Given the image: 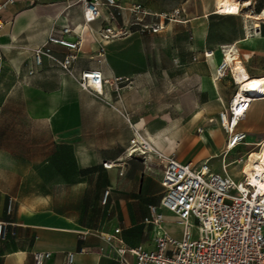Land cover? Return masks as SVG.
<instances>
[{
    "label": "crops",
    "instance_id": "0c3cea01",
    "mask_svg": "<svg viewBox=\"0 0 264 264\" xmlns=\"http://www.w3.org/2000/svg\"><path fill=\"white\" fill-rule=\"evenodd\" d=\"M75 1L16 0L4 11L7 25L0 29V69H15L20 76L23 71L25 82L22 87L27 114L31 121L39 120L47 127L57 147L68 149L75 172L72 177L66 175L63 181L79 188L77 195L80 198L79 203L74 204L61 202L47 193L36 200L21 202L6 190L0 189V222H7L9 231L6 239L0 238V264H34L33 253L36 251L53 252L45 264H63L67 251L77 252L73 264H118L108 255L115 254V251L105 237L116 228H121V235L129 245L142 244L147 249L155 247L157 230L147 224L145 218L149 215L150 205L159 206L163 196L164 187L160 182L163 168L160 173L152 171V165L157 159L148 160L141 155L130 157L127 149L137 131H159L153 119L148 118L147 122L144 118L139 120L141 115L160 113V106L155 103V100H160V87L157 85L159 76L154 67L151 75H146L145 70L130 65L129 50L133 46L129 47L126 37L105 43L95 39L92 29L96 31L103 25L104 18L91 23V32L89 28L87 39L84 40L86 30L82 29L83 9ZM130 1L121 2L129 5ZM108 11L103 8L104 16H107ZM122 12L118 16L125 25L128 15L127 11ZM66 25H72L83 35V46L74 64L76 73L84 68H99L106 77H123L120 92L108 87L104 88L103 95L84 90L76 74L64 71L49 57L44 58L42 65H35L32 48L44 43L52 29ZM254 28V43L238 44L248 45L255 52H264V35L257 32V24ZM67 38L77 39L75 35ZM102 45L104 50L99 53ZM207 50L209 48L206 46L201 53ZM52 52L61 59L68 49L52 45ZM220 57L223 60L219 49H216V55L212 58L204 55L206 65L200 67L194 88L189 92L206 97L204 109L216 102L212 108L221 107V111L237 87L233 92H227L219 86L221 79L217 78V83H214L212 78L221 62ZM237 57H241V53ZM246 68L251 75H264L248 66ZM31 70L34 72L30 73ZM209 73L213 76L210 77ZM150 100L151 108L146 106ZM182 105L195 109L199 104L194 95L187 94L182 98ZM197 111L203 113V109L197 108ZM209 120L207 122L216 126V129L200 126L203 127V131H199L201 140L209 143L218 133L222 138L202 161L212 154L221 155L227 145L228 136H223V127L219 122ZM236 129L247 132L246 141L240 144L248 147L246 153L255 145L252 143L264 140V98L252 102ZM167 132L169 134L170 131ZM167 132L161 136L168 135L165 134ZM211 132H215V135ZM173 137L176 139V134ZM176 142L177 139L173 144L167 141L164 150L167 147V151H170ZM233 150L227 153L226 161L230 163V173L239 179L245 163L242 155L244 152L229 159ZM193 156L188 154L184 159H179L196 164ZM222 158L219 159V166L209 162L213 170L221 171ZM107 161L114 165L104 167L103 163ZM93 190L96 191L94 197ZM106 190H109V195L107 201L103 202ZM10 197L14 199V204L12 210L8 211ZM159 211L164 214V226L168 231L170 219H175V223L180 225L172 212L162 207H159ZM82 248L86 251L81 252Z\"/></svg>",
    "mask_w": 264,
    "mask_h": 264
},
{
    "label": "rangeland",
    "instance_id": "374dc122",
    "mask_svg": "<svg viewBox=\"0 0 264 264\" xmlns=\"http://www.w3.org/2000/svg\"><path fill=\"white\" fill-rule=\"evenodd\" d=\"M250 1L253 12L260 11L264 6V0ZM130 2L131 4L125 5L127 9L124 11H127L128 15L125 22L128 27L127 34L123 36L126 37L125 41L129 47L133 46L129 50L130 65L145 70L146 75H151L154 67L159 76L157 85L160 87V100H155L160 106V113L141 115L139 120L144 118L147 122V119L151 118L155 126H158V130L165 132L168 131L166 128L170 122H176L179 126L176 134L177 142L170 151H167L166 147L163 152L167 155L173 154L180 159H184L188 154H194L192 159L199 165L212 148L216 147V142L222 138L218 133L220 137L216 136L210 139L209 143H205L197 130L200 126L205 129H216V126L213 127L214 125L207 121L208 119L210 122L214 121L210 117H217V112L221 109V107L212 108L213 104H217L216 102L204 109L206 97L189 93L194 88L200 67L206 65L204 54L201 52L206 46L209 49L216 47L215 50L225 49L224 45H230L246 35L247 32L243 29L245 18L242 15L215 14V0H131ZM138 5L144 10L137 15L133 8ZM156 11L161 13L178 11V13L171 19H166L164 27L155 31L153 22L158 19L153 14ZM137 16H141L142 20ZM5 18L7 20V17ZM116 24L119 26L124 24L119 16ZM256 24L257 32L264 35V20L255 18H251L249 23L250 34L254 35ZM6 25L7 23L4 27ZM237 47L241 53V57L238 58H242L246 66L261 74L264 73V52H255L248 45L238 44ZM219 60L222 61L221 57ZM16 71L11 68L0 69V189L6 190L21 202L36 200L42 194L48 193L61 202L78 204L79 188H74V185L63 181L66 175L72 177L75 172V166L70 161V153L68 149L57 147L52 142L44 124L39 120H30L27 114L25 91L22 87V83L25 82L22 76L24 74L21 70L20 76ZM209 76L213 75L209 73ZM220 79L221 89L233 92L236 84L229 69ZM187 94H192L196 98L199 105L195 109L182 105V98ZM146 106L151 108L152 100L147 101ZM148 107H146L147 111ZM197 108L203 109V113L197 115L195 112ZM215 132H211L212 135H215ZM222 134L228 136L225 130ZM176 139L169 136L168 143L173 144ZM246 150H248L247 146L238 145L229 159L237 153H246ZM244 153L242 155L245 160ZM219 159L221 158L209 162L219 166ZM162 168L163 165L159 160L152 165V171L156 173H160ZM95 192L92 191L93 197ZM192 222L197 234V221L192 218ZM168 228L173 234L181 235L182 227L175 223V219H170Z\"/></svg>",
    "mask_w": 264,
    "mask_h": 264
},
{
    "label": "built area",
    "instance_id": "2783aa9c",
    "mask_svg": "<svg viewBox=\"0 0 264 264\" xmlns=\"http://www.w3.org/2000/svg\"><path fill=\"white\" fill-rule=\"evenodd\" d=\"M15 1L0 0V29L7 21L4 11ZM121 1L76 0L83 9L85 26L82 29L86 28V24L92 29L93 21L104 18L103 25L96 31L92 29L97 41L105 43L125 36L128 26L116 24L118 15L127 9ZM103 8L109 9L107 16H104ZM133 10L138 15L144 9L138 5ZM176 13L178 11L154 13L153 16L158 20L153 22V29L156 31L163 28L166 19H171ZM137 18L142 20L141 16ZM70 35H75L77 39L67 38ZM83 42L82 32L72 25L54 28L44 43L32 48L35 65H42L44 58L49 57L64 71L76 74L78 83L84 90L103 95L104 88L108 87L120 92L123 77H106L99 68H84L76 73L74 64ZM52 45L63 46L68 52L59 59L53 54ZM100 48L99 53H102L104 46ZM207 54L205 51V57H208ZM228 69L230 71L226 61H222L217 78L224 77ZM235 84L237 86L238 83ZM238 93L236 87L228 106L219 111L217 118H211L214 119L211 122H219L228 133V151L246 141L247 132L235 128L255 100L251 98H264V91L260 95H249L251 98L248 99H238ZM198 131H203V127L198 128ZM139 133L137 131L130 141L127 149L130 157L141 155L135 145ZM168 157L160 177L164 187L160 204L150 205L149 215L145 218V222L157 230L155 247L147 249L142 244L129 245L121 235V228H116L113 233L105 235L115 251V254L108 255L118 264H264V187L259 185L263 180L262 176H255L258 177V183L250 181L243 174L236 179L229 171L230 163L226 161V155L221 160L220 172L213 170L208 162L209 158L197 165L192 161H182L173 154ZM113 165L108 161L103 163L106 168ZM108 195L109 190H106L103 202L107 201ZM13 204L14 199L10 197L8 211L12 210ZM159 207L176 216L177 222L182 226L181 237L165 228L164 214L159 211ZM192 218L197 221V234L193 229ZM8 233V223L0 222V238L6 239ZM85 251L86 249H81V252ZM76 253L67 251L63 264H73ZM52 256V251H36L33 253L34 264H45Z\"/></svg>",
    "mask_w": 264,
    "mask_h": 264
},
{
    "label": "bare ground",
    "instance_id": "6f19581e",
    "mask_svg": "<svg viewBox=\"0 0 264 264\" xmlns=\"http://www.w3.org/2000/svg\"><path fill=\"white\" fill-rule=\"evenodd\" d=\"M215 14H226V15H242L244 20V27L243 29L246 30L247 34L241 39L232 43L230 45H224L225 49L219 48V51L222 54L223 60L226 61L227 66L230 67L231 77L234 80V83L237 84V90L239 91L237 98L238 99H248L251 98L249 95H260L261 92L264 91V75L251 77L249 71L247 70L244 61L237 56L240 55L239 49L237 47L238 43H244L248 45H252L254 43V37L250 34V27L249 23L251 18H255L258 20H264V6L258 12H253L251 9L252 2L250 0H215ZM214 13V12H213ZM85 23L83 24V27ZM89 25L86 24V33L84 34V40L87 39V33L89 32ZM83 31V30H82ZM91 32V28H90ZM260 37V36H259ZM222 46V45H221ZM208 58H212L216 55V50H207ZM221 61V62H222ZM220 62V63H221ZM220 64L218 65L217 72L212 78L214 83L217 82V74ZM223 72V71H221ZM261 97H255L251 99H260ZM221 101H223L221 99ZM221 101H219L221 103ZM227 107V106H226ZM200 111H197L196 114L198 115ZM239 124V123H238ZM179 126L176 122H170L167 126V130H169V135L161 136L164 130L157 131L155 133L151 132L150 130H146L145 133H139L136 137V149L140 151V154L148 160L157 159L163 165V169L166 165L168 160L167 154H165L162 150H164V145L168 141L169 136H174L177 134ZM165 129V130H166ZM236 129V128H235ZM203 138L206 139V136L203 134ZM244 143V142H243ZM255 144L253 149L248 151L246 154V159L243 167V175L247 176V179L254 183H258V177L256 175L262 176V181L259 182V185L264 187V140L259 141ZM251 144V145H252ZM227 145L225 151L221 155L212 154L209 157V161L215 158H222L224 155L227 156V153L232 150V148L227 151ZM155 152H158L155 155ZM224 154V155H223ZM223 155V156H222ZM226 159V158H225ZM242 157L240 158V160ZM239 160V162H240ZM163 171V170H162Z\"/></svg>",
    "mask_w": 264,
    "mask_h": 264
}]
</instances>
